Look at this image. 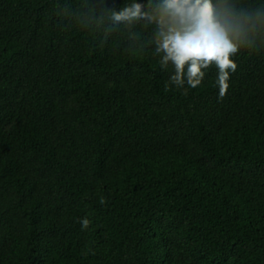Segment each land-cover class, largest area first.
Wrapping results in <instances>:
<instances>
[{
  "label": "trees",
  "instance_id": "trees-1",
  "mask_svg": "<svg viewBox=\"0 0 264 264\" xmlns=\"http://www.w3.org/2000/svg\"><path fill=\"white\" fill-rule=\"evenodd\" d=\"M53 4L0 0V264H264V49L165 90Z\"/></svg>",
  "mask_w": 264,
  "mask_h": 264
},
{
  "label": "clouds",
  "instance_id": "clouds-1",
  "mask_svg": "<svg viewBox=\"0 0 264 264\" xmlns=\"http://www.w3.org/2000/svg\"><path fill=\"white\" fill-rule=\"evenodd\" d=\"M53 15L63 28L99 45L118 42L125 53L158 57L162 70H172L165 90L175 86L185 94L215 67L223 98L238 68L235 57L264 49V0H123L119 6L110 0H54ZM79 222L82 230L91 224L86 216Z\"/></svg>",
  "mask_w": 264,
  "mask_h": 264
}]
</instances>
